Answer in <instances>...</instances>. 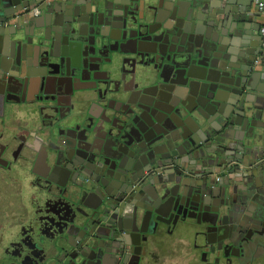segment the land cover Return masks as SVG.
<instances>
[{
	"label": "water",
	"instance_id": "water-1",
	"mask_svg": "<svg viewBox=\"0 0 264 264\" xmlns=\"http://www.w3.org/2000/svg\"><path fill=\"white\" fill-rule=\"evenodd\" d=\"M250 1L0 0L1 107L8 108V94L25 91L32 76H40L43 88L49 82L55 87L54 96L38 99L40 113L53 111L45 113L49 123L42 142L43 159L53 171L43 175L52 184L43 195L53 209L37 211L41 215L30 245L43 249L46 264H53V251L66 245L80 247L82 258L90 259L82 252L88 250L101 258L102 245L96 242L102 227L117 241L129 238L126 244L142 248L141 241L161 225L187 227L191 218L211 225L233 219L264 222V180L258 172L246 181L245 196H239L247 204L244 217L240 208L234 212L229 192L218 209H210L205 195L216 191L210 185L194 190L175 168L185 162L182 154L190 147L204 158V140L214 147L207 148L209 154L219 153L207 163L211 169L198 171L207 172L206 182L221 160L232 163L231 152L241 153L235 161L241 164L264 139V107L252 104L243 81L257 75L255 57L264 56V38L244 32L249 9L243 6ZM43 3L47 15L37 23L27 12ZM237 4L242 5L238 10ZM27 26L44 29L39 38L44 50L60 48V56L43 52L40 72L26 61L27 46L34 41L20 34H27ZM130 42L132 50L126 49ZM129 62L134 64L132 77L125 78L128 73L122 70L120 80L111 78V71ZM105 71L108 76L100 77ZM83 79L95 80L87 89L91 92L62 115L57 95ZM118 81V87L112 86ZM228 102L237 104L232 122L244 130L240 142L231 146L202 132L211 116L227 112ZM170 168L174 171L166 172ZM229 173L220 174L222 185L230 186ZM80 196L94 204L78 200Z\"/></svg>",
	"mask_w": 264,
	"mask_h": 264
},
{
	"label": "flooded vegetation",
	"instance_id": "flooded-vegetation-1",
	"mask_svg": "<svg viewBox=\"0 0 264 264\" xmlns=\"http://www.w3.org/2000/svg\"><path fill=\"white\" fill-rule=\"evenodd\" d=\"M27 13L29 17L38 18L37 23H42L47 15L45 3L33 5ZM43 30H33L27 26V34L24 31L20 32L24 38L28 37L34 40L33 44L27 46L30 58L28 59L25 54L26 61L32 65L36 63L32 69L33 72L42 71L38 64L41 63L44 54L46 57L50 52L54 56L61 55L57 47L47 51L43 49L39 39L40 35L44 34ZM33 33L34 36H32ZM113 36L117 37L118 33H113ZM110 43L114 46L116 44L114 40H110ZM133 48V42L126 45L128 50ZM31 59H33L32 62ZM126 65L127 63L121 70L111 71V78L120 80L122 70L128 73L125 78L132 77L129 75L134 70V64L130 62L131 69H127ZM108 74L109 71L108 73H100L99 76L107 77ZM134 74L137 76L139 72H134ZM91 79L78 80L77 86L75 83L68 85L62 91L63 94L57 95L61 104L59 113L66 114L71 104L80 106L78 103L82 95L89 94L91 90L87 89L95 83V80ZM31 80L32 93L35 95L25 101L26 109L21 108V103L25 99L21 92L8 94L11 102L8 108L6 106L2 108L0 104V187H2V193L7 200H10V203L8 201L3 202L7 204L3 206L0 197V224L4 222L7 224L0 235V264H21L22 261L24 264H46L43 249L41 247L31 248L30 245L33 228L38 224L36 219L41 215V213L37 214V211L44 208L53 209L51 205L46 204L47 197L43 195L44 188L52 186V184H47V179L43 175H49L53 171L43 159L45 151L42 143L45 138L43 129L49 123V120L44 117L45 113H53V111L40 113L38 99L54 96L55 87L49 82L43 88L40 76H32ZM112 86L118 87L119 81ZM13 113L17 116H25L22 121L18 119L13 124L11 122L15 126L12 128L7 116H11ZM21 132L25 135H22ZM51 167L53 168V165ZM66 171L59 170L56 172ZM18 180H22L20 186ZM54 180L63 181L61 177H56ZM222 180L221 175H217L215 178L216 182H222ZM86 181L88 180L86 179ZM28 192L30 193L28 194ZM78 200L94 204V201L85 196H80ZM221 202L211 203L209 208L218 209ZM82 208L89 211L84 206ZM206 216L208 217V215ZM67 218L70 220L71 216ZM183 228L189 230V233L193 232L190 244L192 250L199 254L202 264H264V222H249L247 219L235 222L233 219L226 221L225 224L211 225L210 223L199 224L196 218L189 219L187 227L179 228L172 224L161 225L154 234L147 235V241H141L142 248H138V246L134 248L131 244H126V242H130L129 238L125 242L123 237H119L120 239L123 238V241H117V238L111 237L110 229L102 227L99 230L100 239L96 242L102 245L101 258L98 257L100 253L95 254L91 250L82 251L90 259L82 258L79 256L80 247L76 246L77 249H72L66 245L63 249L53 251L56 258L53 264H78L82 260H84V264H147L148 261L156 260L160 255L161 249H163V239L179 234V230ZM180 234L181 238L185 236L182 232ZM72 244L76 245L77 241L72 239ZM140 250V254L137 255L136 252ZM77 256L80 258L76 259Z\"/></svg>",
	"mask_w": 264,
	"mask_h": 264
},
{
	"label": "crops",
	"instance_id": "crops-1",
	"mask_svg": "<svg viewBox=\"0 0 264 264\" xmlns=\"http://www.w3.org/2000/svg\"><path fill=\"white\" fill-rule=\"evenodd\" d=\"M105 1V0H103ZM258 1H264V0H251L250 3L247 6H243V8L247 7L249 9V13L246 14V22H245V33H252L253 36H261L260 34V27L262 26L264 22V12L260 11V9L257 6ZM73 2L79 3L84 2L87 3V0H73ZM72 2V5H73ZM112 4V0H108ZM241 4H237L234 6L236 10L241 8ZM56 14L58 11L55 12ZM109 31V26L106 27ZM51 49V48H50ZM58 52H60V48L58 47ZM29 51H26V57L29 59L30 55H28ZM234 58H237L236 56ZM251 58V57H250ZM33 59H31L32 62ZM33 67L36 66V63H33ZM130 62L127 63L126 67L127 69H131ZM30 69V68H29ZM254 72H258L256 76H252L249 78H245L243 81L246 82V84L249 85L250 89L246 90L245 92L249 94V97L251 98L252 104L255 107H264V56L255 57V64H254ZM253 72V71H252ZM28 72L24 71L23 74H27ZM77 82L75 83V86H77ZM32 83L27 87L25 91H22V96L25 97L23 103H21V108L26 109L27 105L25 104V101H28L31 99L35 94L32 93ZM33 95V96H32ZM235 106L237 104L228 102L227 103V112L226 113H217L214 116H211L207 121L204 122L202 125L203 129L202 132L204 134H208V136L217 135V137H220L225 140L226 144L225 146H231L233 144L239 143V139L242 137L244 130L240 127V125L232 122V119L235 117V114L233 112V109H235ZM13 113L11 116H7V120L10 123V125L15 127L13 124L14 121L21 119V121L24 119V116L22 115H14ZM17 116V117H16ZM247 116V115H246ZM12 122V124H11ZM260 132L264 133V128L260 129ZM22 133V132H21ZM22 135H25L22 133ZM204 136V135H203ZM206 136H204L205 138ZM204 141V140H203ZM203 151H204V158L201 157L200 150H197L193 147L188 148V150L185 151V153L182 154L183 159H185V162L182 163L180 166H175V168H180L183 173V178L188 182V185L191 188H194V190H201L203 188H206L208 185L211 186L213 190L216 191L215 196H208L205 195V198L209 199V203L217 204L218 202L223 201L224 197L227 196V192H229V198L230 201L236 206V209L234 212L238 213V209L240 208L241 212L243 213L244 217L248 213L246 207L247 204H243L239 201L240 198L244 197L245 195L243 192L246 190V181L250 180L252 178L253 172H258V175L261 176V181L264 180V139H260L256 143V151L252 156H245L242 163H236L237 157H240L239 154L236 153L237 151L231 152L232 155L229 157L232 161L231 164L226 163L224 160H221V165L213 168V174L208 175V180L205 182V176H207V172H198L200 170H207L211 169L212 167L209 166L207 163L214 162L219 153L215 151L214 154H209L207 152V148H212L213 146L210 145V143L203 142ZM214 144V143H213ZM214 149V147H213ZM205 159V160H202ZM234 159V160H233ZM238 164V165H237ZM231 165L233 166L232 169ZM238 166V168H234V166ZM172 166V165H171ZM225 170H229V177H227L230 180V186L222 185V182H216L215 178L217 175L222 174ZM174 170L172 168L168 169L166 172L172 173ZM233 172V173H232ZM222 176V175H221ZM59 178V177H58ZM223 178V176H222ZM224 178H226L224 176ZM223 181V180H222ZM225 183V180H224ZM236 190V191H235ZM31 192V191H30ZM28 192V194L30 193ZM249 206V205H248ZM166 227V226H165ZM183 227V226H182ZM184 234L185 236L182 237L184 239V242H188L191 238H193V232L189 233V230L183 228L179 230V234L173 235L172 237L168 239H163V241H171L173 238H181V234ZM191 245V244H190ZM156 261V260H154Z\"/></svg>",
	"mask_w": 264,
	"mask_h": 264
},
{
	"label": "rangeland",
	"instance_id": "rangeland-1",
	"mask_svg": "<svg viewBox=\"0 0 264 264\" xmlns=\"http://www.w3.org/2000/svg\"><path fill=\"white\" fill-rule=\"evenodd\" d=\"M17 181V180H16ZM14 183V181H12ZM19 186L22 184V180H18ZM2 187H0V197L2 205L7 200L4 193H2ZM4 202V203H3ZM6 210H9L6 208ZM9 212V211H8ZM7 227L6 222L0 224V235L3 228ZM1 237V236H0ZM147 264H202L199 254L192 250L190 240L186 243L183 238H173L171 241H163V249H161L160 255L156 258V261H148Z\"/></svg>",
	"mask_w": 264,
	"mask_h": 264
},
{
	"label": "built area",
	"instance_id": "built-area-1",
	"mask_svg": "<svg viewBox=\"0 0 264 264\" xmlns=\"http://www.w3.org/2000/svg\"><path fill=\"white\" fill-rule=\"evenodd\" d=\"M257 6L260 9V11L264 12V1H258ZM260 34L264 38V22H263L262 26L260 27Z\"/></svg>",
	"mask_w": 264,
	"mask_h": 264
}]
</instances>
